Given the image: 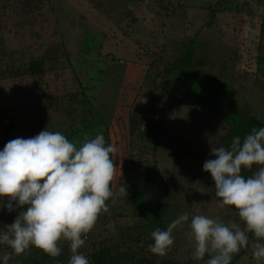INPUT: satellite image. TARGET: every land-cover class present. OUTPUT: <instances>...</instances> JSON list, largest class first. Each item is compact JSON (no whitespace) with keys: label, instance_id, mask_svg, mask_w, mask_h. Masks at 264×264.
Segmentation results:
<instances>
[{"label":"rangeland","instance_id":"obj_1","mask_svg":"<svg viewBox=\"0 0 264 264\" xmlns=\"http://www.w3.org/2000/svg\"><path fill=\"white\" fill-rule=\"evenodd\" d=\"M212 11L214 20L207 24ZM192 40L196 62L224 76L231 83L233 103H248L264 121V73H255L253 59L264 54V0H0V151L17 137H34L46 128L65 131L70 128L66 120L73 126L81 119L82 114L63 111L73 101L69 94L79 93L75 70L114 133V193L119 178L142 176L155 159L160 173L146 199L153 201L162 193L161 182L167 180L168 193L162 199L170 206L166 228L184 213L189 214L188 223L201 214L243 228L238 213L221 207L198 179L211 145L226 126L173 77L172 63L184 56ZM41 55L53 57L46 71L26 73L21 64ZM158 70L162 72L155 76ZM13 71L18 73H9ZM98 71L103 75L100 84ZM162 83L167 86L162 88ZM127 111L159 121L161 142L154 155L153 141L134 135L126 144L127 122L122 119ZM106 203L109 210L99 215L84 246L90 243V233L111 243L120 237L121 227L147 221L136 216L123 195ZM16 215L0 209V228L13 223ZM189 231L185 224L173 232L174 244L165 256L177 264L194 260ZM61 246L55 261L68 264L70 249L66 242ZM151 256L157 257L149 250L142 254L144 259ZM236 264H258L251 245Z\"/></svg>","mask_w":264,"mask_h":264},{"label":"clouds","instance_id":"obj_2","mask_svg":"<svg viewBox=\"0 0 264 264\" xmlns=\"http://www.w3.org/2000/svg\"><path fill=\"white\" fill-rule=\"evenodd\" d=\"M116 147L106 144L98 133L85 135L82 142H71L59 131L47 128L34 137H17L0 151V209L17 212L13 223L0 228V245L11 251L0 255L3 264L34 247L52 258L61 255V242L71 252L68 264H90L79 250L86 243L106 203L115 195H126V187L114 193L117 166L111 158ZM203 171L214 181L221 207L234 208L239 220L225 224L206 215L184 213L166 230L151 233L149 251L165 256L174 244L173 232L188 224L187 235L194 242L192 259L205 264H231L233 256L251 245L253 257L264 260V127L253 128L243 142L234 137L230 146L213 143ZM258 171L245 177L242 170ZM7 198L5 203L4 198ZM19 209V211H17ZM249 233L254 240H249Z\"/></svg>","mask_w":264,"mask_h":264},{"label":"trees","instance_id":"obj_3","mask_svg":"<svg viewBox=\"0 0 264 264\" xmlns=\"http://www.w3.org/2000/svg\"><path fill=\"white\" fill-rule=\"evenodd\" d=\"M215 13L212 11L210 13V20L207 24L214 20ZM206 24V25H207ZM189 47L186 50L183 57L176 58L172 63L171 67L176 68V73L174 74V79L180 82L189 93L194 96L200 103L207 107L212 114L217 118L219 123L226 126V131L224 135L217 142L218 146L229 147L233 138L239 136L241 142H243L244 137L251 132L253 128L259 130L264 127V121L254 115L249 107L248 103L243 105H235L233 103L234 92L231 88V83L226 81L225 77L221 74H216L211 70H205L203 63L196 62V53L193 46L194 42L189 43ZM254 70L256 72L264 73V54L254 55ZM53 60V57L46 55H41L39 58H34L28 61L26 64H21L26 73L30 75L42 74L46 71L47 64ZM101 65H104V61H100ZM98 63V64H99ZM100 65V64H99ZM100 65V66H101ZM11 69V66H7ZM51 67V66H50ZM48 68V67H47ZM163 71L170 75L172 71L164 67ZM75 80L79 85V93L69 94L68 98H72L73 101L66 106H64L63 111L73 112L76 115H83L78 121H73V126L70 125L71 121L66 120L64 124L70 126L68 130H56L65 135L71 142H82L85 135L90 139L94 138L98 133H102L105 137L106 144L115 145L116 140H112L114 133L110 129L107 119L104 115H101L97 109L95 96L87 93V88L84 86L81 78L72 70ZM97 84H100L102 80V72L98 71ZM162 70L155 71V76L161 74ZM15 75L18 72H9ZM156 77H150L152 82H156ZM168 80H164L167 82ZM167 85L162 83L161 87L165 88ZM80 99H79V98ZM93 98V99H92ZM73 102L75 104H73ZM71 105V107H70ZM127 122V132L125 135L128 137V143L131 144L132 136H137L142 141H153V155L158 144L161 142L160 138V123L154 116H144L140 114H135L133 112L127 111L126 120ZM123 128V127H122ZM124 130L122 129V133ZM35 136V135H34ZM127 137H124L125 139ZM113 159V154H111ZM209 155L203 163L212 159ZM258 171L256 166H253L251 172L242 170V174L247 177L253 172ZM160 169L158 167V162L153 159L152 165L144 170L142 176L136 179H128L122 181L120 179V187H126L127 196L123 195L124 200L133 208L136 216H144L147 218L146 222L138 220L133 225H125L120 229V237L112 242L95 240L96 237L90 233V243L87 246H82L79 250L85 253L89 258L90 264H177L171 258L153 256L144 259L142 254L149 250V245L153 243L151 238V233L160 228L161 230H166V220L168 217V210L170 208L168 202H163L162 199L168 193V182L167 180L162 181L164 190L162 193L158 194L153 201L146 199V193L150 189L152 183L157 181L159 177ZM199 181L203 183V186L214 196L215 188L214 181L211 178L210 173L202 172ZM111 188V184H110ZM217 198V197H216ZM219 200V198H217ZM112 200V198H111ZM229 208V207H228ZM237 212L234 208H229ZM249 240L255 239L253 234L249 233ZM87 241V240H86ZM260 242L264 243V240ZM2 248V249H1ZM248 248V247H247ZM247 248H242L241 251L233 256L231 264H236L238 258L245 253ZM2 251V252H1ZM4 251H11L6 249L5 246L0 245V255ZM210 257L206 254L204 261L196 262L195 260H188L182 264H205V261ZM17 261V262H16ZM0 264H3V260L0 259ZM9 264H57L55 258H52L45 254L43 251L37 248H30L25 254L20 256H14L13 259L9 261Z\"/></svg>","mask_w":264,"mask_h":264}]
</instances>
